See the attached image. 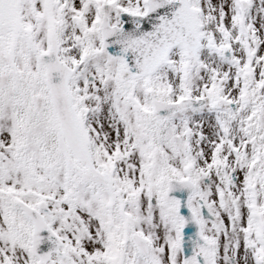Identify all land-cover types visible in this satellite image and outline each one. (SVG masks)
Returning <instances> with one entry per match:
<instances>
[{
  "label": "snow or ice",
  "instance_id": "6c2138e0",
  "mask_svg": "<svg viewBox=\"0 0 264 264\" xmlns=\"http://www.w3.org/2000/svg\"><path fill=\"white\" fill-rule=\"evenodd\" d=\"M0 264H264V0H0Z\"/></svg>",
  "mask_w": 264,
  "mask_h": 264
}]
</instances>
